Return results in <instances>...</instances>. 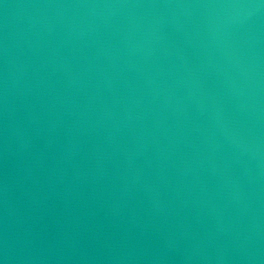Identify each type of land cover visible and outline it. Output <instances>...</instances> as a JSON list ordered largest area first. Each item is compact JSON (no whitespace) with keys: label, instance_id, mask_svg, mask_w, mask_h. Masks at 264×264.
Listing matches in <instances>:
<instances>
[{"label":"water","instance_id":"obj_1","mask_svg":"<svg viewBox=\"0 0 264 264\" xmlns=\"http://www.w3.org/2000/svg\"><path fill=\"white\" fill-rule=\"evenodd\" d=\"M0 264H264V0H0Z\"/></svg>","mask_w":264,"mask_h":264}]
</instances>
